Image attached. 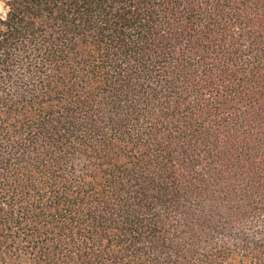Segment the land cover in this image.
<instances>
[{"label": "trees", "instance_id": "1", "mask_svg": "<svg viewBox=\"0 0 264 264\" xmlns=\"http://www.w3.org/2000/svg\"><path fill=\"white\" fill-rule=\"evenodd\" d=\"M0 4V264H264V0Z\"/></svg>", "mask_w": 264, "mask_h": 264}, {"label": "rangeland", "instance_id": "2", "mask_svg": "<svg viewBox=\"0 0 264 264\" xmlns=\"http://www.w3.org/2000/svg\"><path fill=\"white\" fill-rule=\"evenodd\" d=\"M1 5V4H0Z\"/></svg>", "mask_w": 264, "mask_h": 264}]
</instances>
